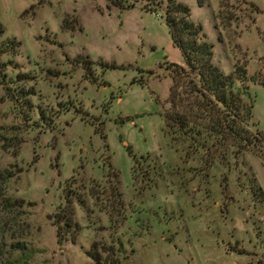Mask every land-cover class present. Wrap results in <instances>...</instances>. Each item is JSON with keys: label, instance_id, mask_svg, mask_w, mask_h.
Masks as SVG:
<instances>
[{"label": "rangeland", "instance_id": "rangeland-1", "mask_svg": "<svg viewBox=\"0 0 264 264\" xmlns=\"http://www.w3.org/2000/svg\"><path fill=\"white\" fill-rule=\"evenodd\" d=\"M182 1L224 73L237 64L264 81V0ZM132 2L0 0L5 36L20 43L15 65H0V172L13 176L0 203L16 201L0 210V264H95L94 245L106 263L264 264V143L198 160L171 143L167 68L181 56L163 19ZM220 4L224 21L213 19ZM252 81L263 135L264 85ZM13 92L48 120L23 123ZM65 210L78 229L59 243Z\"/></svg>", "mask_w": 264, "mask_h": 264}, {"label": "trees", "instance_id": "trees-1", "mask_svg": "<svg viewBox=\"0 0 264 264\" xmlns=\"http://www.w3.org/2000/svg\"><path fill=\"white\" fill-rule=\"evenodd\" d=\"M132 1L106 0L109 6L119 10L133 9L135 6ZM134 1H143L142 10L159 15L163 19L171 43L181 56V65L171 64L167 68L171 86L167 99L168 109L163 115L165 136L173 145L180 148L179 150L183 151L186 157H195L196 160H198L197 153L205 150L204 154L207 155L211 147H219L225 157L233 154L238 156L250 148L259 149L258 144L264 143V134L260 135L253 124L254 100L249 93L247 83L253 80L252 82H263L264 85V81L247 77L246 66L237 64L229 73H224L215 63L214 46L207 42L202 25L191 20V10L182 0ZM196 1L199 7H203L205 0ZM221 7L222 4L213 19L225 20ZM217 42H222L220 34L217 35ZM19 51L20 43L14 38L6 37L0 25V58L6 59L4 64H0L1 67L8 70L15 65L13 59ZM4 73L5 81L12 78L11 80L16 82H23L19 77L14 78L8 72ZM26 78L22 76V79ZM7 84L10 82L8 81ZM7 90L10 89L7 87ZM19 96V92H13L16 103L19 102ZM19 106L17 108L19 107L23 115H29L27 119L22 120L23 123L33 122V126L37 128V123L48 120L40 112V115L33 116L34 113L32 114L31 111L35 107L29 102H21ZM12 177L11 174L5 175L0 172V190ZM15 205L16 201L2 200L1 214L11 211ZM73 216L71 210L70 212L65 210L62 215L57 216L58 221L55 220V225L59 243L65 241L70 229L72 232L77 231L78 226L73 223ZM6 218V216L2 218L1 236L5 233L6 222L3 221ZM61 231L64 233L61 234ZM68 241L70 244L74 243L73 240ZM94 248L95 252L88 255L95 264H118L117 259L114 260L115 262L111 260L106 263L107 256L96 251L95 245ZM121 249H123L122 244ZM121 255L123 253L118 250L113 257L117 258Z\"/></svg>", "mask_w": 264, "mask_h": 264}]
</instances>
